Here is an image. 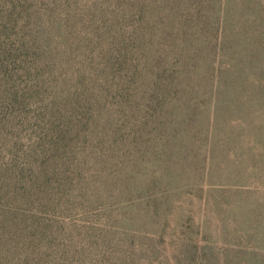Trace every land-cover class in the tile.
Here are the masks:
<instances>
[{
	"label": "rangeland",
	"instance_id": "rangeland-1",
	"mask_svg": "<svg viewBox=\"0 0 264 264\" xmlns=\"http://www.w3.org/2000/svg\"><path fill=\"white\" fill-rule=\"evenodd\" d=\"M0 264H264V0H0Z\"/></svg>",
	"mask_w": 264,
	"mask_h": 264
},
{
	"label": "trees",
	"instance_id": "trees-1",
	"mask_svg": "<svg viewBox=\"0 0 264 264\" xmlns=\"http://www.w3.org/2000/svg\"><path fill=\"white\" fill-rule=\"evenodd\" d=\"M245 81H246V80H244V82H245ZM235 82H236L235 80H227V83H226V80L223 79V84H224V85L231 86V85H233ZM247 86H249V85L247 84Z\"/></svg>",
	"mask_w": 264,
	"mask_h": 264
}]
</instances>
